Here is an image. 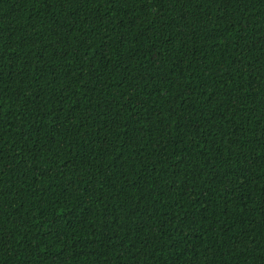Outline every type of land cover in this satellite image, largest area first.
<instances>
[{"label":"trees","instance_id":"trees-1","mask_svg":"<svg viewBox=\"0 0 264 264\" xmlns=\"http://www.w3.org/2000/svg\"><path fill=\"white\" fill-rule=\"evenodd\" d=\"M0 264H264V0H0Z\"/></svg>","mask_w":264,"mask_h":264}]
</instances>
